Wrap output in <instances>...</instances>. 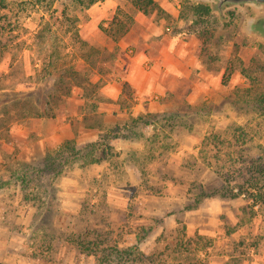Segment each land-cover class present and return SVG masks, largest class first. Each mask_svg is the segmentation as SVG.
Instances as JSON below:
<instances>
[{
    "label": "rangeland",
    "instance_id": "rangeland-1",
    "mask_svg": "<svg viewBox=\"0 0 264 264\" xmlns=\"http://www.w3.org/2000/svg\"><path fill=\"white\" fill-rule=\"evenodd\" d=\"M153 1L158 6L180 4L176 19L155 12L147 18L161 23L163 34L178 40L175 49L196 62L187 67V78L173 84L176 94L164 111L179 118L185 115L176 124L182 129L175 132L177 135L165 130L172 141L153 147L155 152L167 147L164 164L159 166L167 183L159 196L142 197L136 189L135 172L124 159L129 152L142 149V140L118 139L112 144L118 159L80 171L64 160L67 152L63 144H52L42 136L50 125L42 126L41 136L31 133L24 138L19 129L29 120L53 121L59 115L74 132L103 124L102 117L88 113L93 106L100 108L99 112L109 108L111 100L101 93L107 79L122 87L123 73L117 63L127 59L118 43L135 29L136 10L127 0H99L90 6L76 0H2L0 264H77L85 255L64 246L63 236L71 230L103 229L105 224L121 235L122 244H134L127 224L119 222L127 215V201L136 207L129 226H138L136 217L143 221L153 218L163 222L167 230L175 228L174 220H178L187 237L198 235L207 240L206 253L173 254L170 264H264V209L253 207L243 195L236 199L214 195L226 185L215 173V165L227 164L225 159L205 155L202 143L208 136H218L225 144L221 153L237 152L230 137L239 128L250 147L264 151V103L259 104L264 97V41L244 31L253 13L249 8L228 10L224 24L211 13L213 17L197 24L190 17H181L182 0ZM189 40L195 42L191 49L182 43ZM188 93H193L194 106L182 101ZM121 99L124 105L118 120L124 121L136 100L127 87ZM34 113L53 116L31 117ZM80 116L84 123L78 120ZM157 128L149 127L146 134L162 131ZM26 147L31 156H25ZM15 171L27 177L17 178L12 175ZM2 177L7 179L6 185L1 183ZM26 180H30L23 186L26 190L21 191V181ZM159 233L157 229L149 234L140 249H151ZM41 244L50 245V250L44 253Z\"/></svg>",
    "mask_w": 264,
    "mask_h": 264
},
{
    "label": "trees",
    "instance_id": "trees-1",
    "mask_svg": "<svg viewBox=\"0 0 264 264\" xmlns=\"http://www.w3.org/2000/svg\"><path fill=\"white\" fill-rule=\"evenodd\" d=\"M76 1L90 6L99 0ZM127 1L136 11L145 16L151 15L154 12L164 13L153 0ZM182 1L184 9L183 13H181V17H190L193 19V22L197 24L204 23L202 20L204 18L213 17L207 4L192 2L189 0ZM0 4L2 5V0H0ZM230 15L233 17L234 13L231 12ZM88 85L93 89L96 88L94 84L89 82ZM124 87H126V84L123 85V88ZM68 95L69 93H67L66 96ZM92 95L96 96L97 92L94 91ZM120 99L121 97L117 103H119L121 109L124 105V100ZM263 103L264 97L259 99V104ZM92 108L93 109H91L90 112L94 113L96 108L94 106ZM48 113H45L44 115L34 113L31 117L38 118L53 116ZM185 117L186 116L184 115L179 118L168 112L146 113L144 115L139 114L132 116L129 112L126 120L117 121L108 127H101V132H99L95 141L82 145H78L72 140L63 143V149L67 152L64 160H67L73 165V167H77L80 171H84V169L91 170L94 166L107 164L118 159V156L113 152L114 147L112 145L116 140L125 139L128 141L133 140L134 142L142 140L140 142L142 149L129 152L124 159L131 170L135 172V178L137 181L136 189L141 193V196H159L158 192L163 189L164 185L167 183L164 176L165 174L159 172V166L164 164L162 162L164 159V151H168L167 147L164 150V147L162 146L163 151L159 149L160 151L155 152L153 147H157L161 142L172 141V136L170 137L168 133L173 135L176 131L181 130L182 125L176 126V124L178 120ZM151 126L158 127L157 129L161 128L163 132H152L147 135L146 131ZM238 129L239 128H235L230 137V145L232 149L237 152L229 151L221 153V148L225 144L218 136L211 138L208 136L202 140L205 155L208 154L211 159L215 160L225 159L227 164V166L215 165V173L223 179L226 185L224 188H221L219 194L214 195L226 199H236L243 195L246 199L251 201L253 207L258 206L259 208L264 209V151L259 152L258 149L256 151L254 147H250V143L243 137L241 130L238 132ZM165 130L168 133H166ZM165 145L167 146L170 144L167 143ZM202 159L205 161L207 157L205 156ZM122 164L123 163H121V165ZM48 165H51L50 162ZM160 169L162 168L160 167ZM15 174L17 178H22L23 180L27 177L25 173L21 176L17 174V171L12 173V175ZM158 174H163V176ZM158 178L160 180H158ZM1 179V183L6 185L5 182L7 179H3V177ZM29 181H21V191L24 189L26 190L23 186ZM159 181L161 184L160 187L158 186ZM170 181H172V178H170ZM228 187L231 188L229 189ZM235 189L236 192H233ZM135 196L136 194H134L131 199L135 200ZM200 196H203V194ZM129 202L130 201H127V215H122L119 222L124 225L127 224V229L129 227L131 231L130 234L135 237L134 244H128L126 246L122 244L121 235L118 234V232L114 233V231H110V224H105V228L103 229L92 228L86 232L76 233L71 230L70 233L63 236V245L73 247L76 251L78 250V253L92 257L93 264H168L172 261L170 257H172L173 254L183 255L184 257L193 255L192 252L196 250L206 253L209 249L207 240L205 241L204 237L198 235L193 238L187 237L185 227L181 225L182 222H179L178 220H174L177 224L175 228L167 230L164 227L163 222H159L153 218H146L143 221L141 217H136L138 218L136 219L138 226H129L130 221L135 218L134 215H136L134 214L136 209H133L136 207L133 206V204L132 207H130ZM198 202L199 200H196L197 204ZM189 209H196V207H191ZM157 229H160V233L154 238V246L148 251L141 250L139 245L142 241H144L149 234H153L157 231ZM39 247L44 249H42L44 253H46L47 250H50V245L48 244L45 247L41 244Z\"/></svg>",
    "mask_w": 264,
    "mask_h": 264
},
{
    "label": "crops",
    "instance_id": "crops-1",
    "mask_svg": "<svg viewBox=\"0 0 264 264\" xmlns=\"http://www.w3.org/2000/svg\"><path fill=\"white\" fill-rule=\"evenodd\" d=\"M159 8L175 19L181 10L178 2L175 5L168 3L167 6L159 4ZM133 20L135 29L132 30L131 28L125 38L118 43L124 58L127 59L122 61V64L117 63L120 68L119 71L123 73L121 75L123 78L122 87L116 81L107 79L101 93L111 100L109 108L105 109V111L101 110V112L97 111L100 109L98 108L95 109L94 113H88V116L99 115L102 117V123L105 124V127L113 125L122 116V111L117 101L123 96L124 84H126L127 89L130 88V92L134 93L135 96L136 103L130 112L132 116L164 112L171 106V98L176 94L173 84L178 85L183 79L187 78L189 75V73H185L187 67L194 66L196 62L194 57L185 55L182 51L175 49V44L178 40L164 35L161 23H153L151 18H147V16L138 11L134 14ZM182 43L183 45L191 46L190 49L193 47L192 45H195L194 40ZM180 73L185 74L181 75ZM154 98L159 99L154 101ZM182 101L188 107L194 106V102H192L193 93H188ZM78 120L81 123L85 122L81 116ZM45 123L50 125V128L46 132L44 131L42 136L47 141H52V144L57 145L69 140L75 141L79 145L95 141L99 132H101V127H104L100 123L99 126H88L85 129L79 128L78 131L74 132L72 125L64 122L63 116L59 115L53 121L29 120L27 125L19 128L21 130L20 133L22 132V135H25L24 138L31 133L41 136L39 131H41L42 126L43 128L46 126ZM24 150L25 156H31L29 147ZM90 259V256H83L82 260H78L77 264H84L86 260L87 264H93Z\"/></svg>",
    "mask_w": 264,
    "mask_h": 264
},
{
    "label": "water",
    "instance_id": "water-1",
    "mask_svg": "<svg viewBox=\"0 0 264 264\" xmlns=\"http://www.w3.org/2000/svg\"><path fill=\"white\" fill-rule=\"evenodd\" d=\"M207 4L222 24L228 21L226 11L249 8L253 15L245 22L244 31L247 35L264 41V0H190Z\"/></svg>",
    "mask_w": 264,
    "mask_h": 264
}]
</instances>
